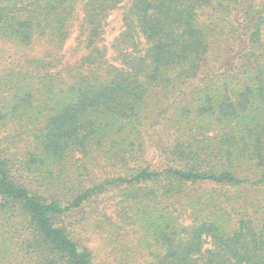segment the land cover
Instances as JSON below:
<instances>
[{"label":"trees","instance_id":"obj_1","mask_svg":"<svg viewBox=\"0 0 264 264\" xmlns=\"http://www.w3.org/2000/svg\"><path fill=\"white\" fill-rule=\"evenodd\" d=\"M107 225L116 264H264V0H0V264Z\"/></svg>","mask_w":264,"mask_h":264},{"label":"rangeland","instance_id":"obj_2","mask_svg":"<svg viewBox=\"0 0 264 264\" xmlns=\"http://www.w3.org/2000/svg\"><path fill=\"white\" fill-rule=\"evenodd\" d=\"M111 27L108 32L111 37L116 36L122 27L121 15L117 12L113 13L111 18ZM95 173V172H94ZM190 224V222H188ZM90 233V234H89ZM89 241L96 255V261L98 264H116L118 262L116 257V252H118L117 247L120 246V240L116 238L115 240H111V237L115 236V233L111 232L108 228V225L97 227L96 229H92L88 232ZM129 241L135 243V237L132 234L129 238ZM119 257V254L118 256ZM139 262H143L142 259Z\"/></svg>","mask_w":264,"mask_h":264}]
</instances>
